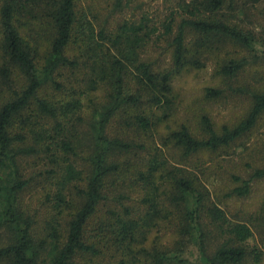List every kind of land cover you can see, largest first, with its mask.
I'll return each mask as SVG.
<instances>
[{
	"label": "trees",
	"instance_id": "1",
	"mask_svg": "<svg viewBox=\"0 0 264 264\" xmlns=\"http://www.w3.org/2000/svg\"><path fill=\"white\" fill-rule=\"evenodd\" d=\"M146 1L0 0V264H184L160 235L149 240L163 224L173 241L197 231L192 264L261 262L249 243L254 225L229 220L182 159L227 154L264 119V71L241 82L264 67V0H164L155 12ZM163 38L171 70L143 55ZM227 43L248 56L219 55ZM208 56L221 81L204 97L246 94V113L219 127L202 114L200 134L185 123L162 133L174 115L172 76L203 68ZM167 145L180 152L176 163L164 157ZM262 152L249 177L232 175L225 197H247L264 179V143ZM38 177L41 212L23 200ZM117 199L129 204L106 205ZM203 220L220 235L210 253Z\"/></svg>",
	"mask_w": 264,
	"mask_h": 264
},
{
	"label": "rangeland",
	"instance_id": "2",
	"mask_svg": "<svg viewBox=\"0 0 264 264\" xmlns=\"http://www.w3.org/2000/svg\"><path fill=\"white\" fill-rule=\"evenodd\" d=\"M166 5L167 3L164 0L146 1V7L149 8L150 12L162 11ZM167 40L163 38L155 43L150 42L144 48V57L152 62L153 67L156 69L171 70L172 68L170 48L167 46ZM256 47L260 49V42H258ZM235 51H238L239 56L244 54L248 56L247 51H241L231 43L225 44L220 50L219 55L223 57L230 56ZM211 57L205 62L203 68L183 69L172 76L171 84L175 102L174 115L160 125L162 133H166L169 129L176 128L179 124L185 123L192 132L200 134L199 118L202 114L207 115L214 125L219 127L226 123L230 125L238 121L246 113L249 106V97L246 94L233 95L229 91H226L225 95L219 99L208 100L204 97V91L207 87L216 86L221 81L220 77L214 71L215 65L213 60L216 58ZM257 67L261 71H264V67L261 64L253 65V68L247 70L242 75L241 82L245 81L250 83L254 69ZM112 130L115 131L114 125L110 127L109 131ZM80 138L84 141V130ZM263 143L264 119L259 122L250 134L242 136L235 141L233 147L227 154H224L222 151H203L193 155L188 161L182 159L185 162V167L193 173H196L206 183L208 188L211 189L212 199H215L225 209L229 220H242L254 225V236L249 243L250 245H256L263 252V258L258 264H264V234L261 232L263 221L260 217L261 208H264V179L253 180L251 182V192L247 197L228 198L225 197V193L233 185L231 178L233 174L247 178L251 175L252 167L262 164V160L260 159L263 153ZM163 155L169 163H176V161L181 159L180 152L169 145L164 148ZM130 159L135 165H141L139 157L131 155ZM42 185L43 180L41 177H38L30 189L23 195L25 203H30L32 208L38 207L39 210L42 207L39 197L42 193ZM122 192L129 194L132 198L131 201L134 202L136 193L133 190L131 192L127 188ZM119 203L129 204L125 200L117 199L107 201L106 205L117 208L121 205ZM200 228L208 234L206 244L207 251L210 253L215 244L220 240V235L216 230V226L205 220L200 222ZM158 235L161 237V242L167 244L169 249H171L173 259L181 258L184 260V264H192L200 261L197 247V231L191 226L187 233L180 236L178 240L173 241L174 228L171 225L163 224L161 228L153 230L149 236V240L156 238ZM3 241L4 235L1 234L0 244ZM175 262L176 260L172 263ZM244 264H251V262L247 261Z\"/></svg>",
	"mask_w": 264,
	"mask_h": 264
}]
</instances>
